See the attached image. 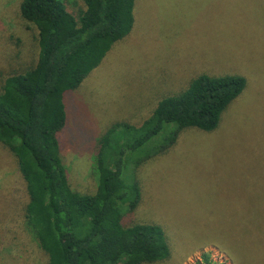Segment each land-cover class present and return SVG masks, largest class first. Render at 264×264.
<instances>
[{
    "label": "rangeland",
    "instance_id": "1",
    "mask_svg": "<svg viewBox=\"0 0 264 264\" xmlns=\"http://www.w3.org/2000/svg\"><path fill=\"white\" fill-rule=\"evenodd\" d=\"M22 1L0 0V88L39 60L38 29L21 16ZM133 16L132 30L66 95L59 141L70 183L96 190V147L113 126L140 127L202 74L242 75L246 88L216 130L175 136V125H166L134 148L138 134L122 126L108 156L113 166L121 162L131 190L125 225L166 230L169 257L148 264H206V252L215 264H235L214 234L221 228L232 238L243 215L264 212V0H135ZM134 186L141 198L131 211ZM26 188L16 157L0 143V264L49 263L24 228Z\"/></svg>",
    "mask_w": 264,
    "mask_h": 264
},
{
    "label": "trees",
    "instance_id": "2",
    "mask_svg": "<svg viewBox=\"0 0 264 264\" xmlns=\"http://www.w3.org/2000/svg\"><path fill=\"white\" fill-rule=\"evenodd\" d=\"M134 2L21 3V16L38 29L40 55L35 69L10 74L0 88V143L17 159L29 195L24 228L48 255V264H148L169 257L162 225L123 222V206L130 201L131 190L121 162L115 166L108 162L113 133L122 126L135 132L138 138L131 147L136 148L166 125H175V136L187 128L214 131L223 112L247 85L242 75L202 74L184 92L164 98L140 127L113 126L96 147L92 172L96 190H75L60 153L59 135L68 123L66 95L132 30ZM120 143L127 141L119 140L115 144L119 149ZM132 191L129 209L134 211L141 197L139 188L134 186ZM239 227L232 238L221 228L214 236L235 264H264V212L243 215ZM202 258L206 264H215L210 253Z\"/></svg>",
    "mask_w": 264,
    "mask_h": 264
}]
</instances>
